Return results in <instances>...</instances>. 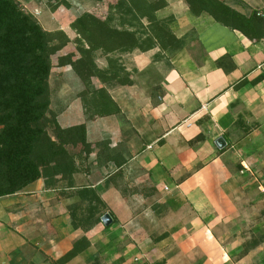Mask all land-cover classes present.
<instances>
[{
	"label": "crops",
	"instance_id": "obj_1",
	"mask_svg": "<svg viewBox=\"0 0 264 264\" xmlns=\"http://www.w3.org/2000/svg\"><path fill=\"white\" fill-rule=\"evenodd\" d=\"M165 1L157 18L175 39L115 54L127 84L94 77L83 94L71 66L54 67L76 81L82 117L72 123V104L56 109L51 81L50 108L62 128L85 124L89 152L72 180L54 174L0 198V264H55L83 237L89 247L64 264H264V37ZM224 1L264 19V0ZM108 56L97 51L99 68ZM83 187L105 208L76 229Z\"/></svg>",
	"mask_w": 264,
	"mask_h": 264
},
{
	"label": "trees",
	"instance_id": "obj_2",
	"mask_svg": "<svg viewBox=\"0 0 264 264\" xmlns=\"http://www.w3.org/2000/svg\"><path fill=\"white\" fill-rule=\"evenodd\" d=\"M186 1L195 14L208 12L250 40L264 37V19L256 12L244 15L224 0ZM115 2L106 18L82 13L72 23L79 44L74 51L59 55L70 42L63 31L45 30L17 0H0V198L18 193L38 179L48 186L50 175L61 174L72 180L78 171L76 159L89 152L85 124L62 128L50 108V73L54 67L71 66L85 85L84 94L94 77L107 81L119 78L121 84L128 83L125 74L121 76L125 68L118 65L115 54L145 52L175 39L168 23L157 18V12L167 5L165 0ZM99 50L109 53L106 68L96 63ZM102 103L104 107L107 101ZM75 197L78 201L71 209L74 227H92L100 220L105 203L88 187L80 188ZM87 247L85 237L77 240L55 264L70 261Z\"/></svg>",
	"mask_w": 264,
	"mask_h": 264
},
{
	"label": "rangeland",
	"instance_id": "obj_3",
	"mask_svg": "<svg viewBox=\"0 0 264 264\" xmlns=\"http://www.w3.org/2000/svg\"><path fill=\"white\" fill-rule=\"evenodd\" d=\"M22 8L32 14L41 26L47 31H63L70 39L68 48L60 51L59 55H64L67 51L72 50L71 44H79L77 40V32L72 27V23L85 12L96 14L106 18V12L109 6L116 4V0H108L103 3H97L95 0H17ZM168 9L163 12H167ZM108 14V13H107ZM117 18V17H116ZM114 25L118 24V19L113 22ZM74 47V46H73ZM56 55V56H59ZM56 57H52V61L56 63ZM55 69V68H53ZM50 73V81L52 86L53 103L56 109L62 110L68 104L74 105V116L71 117L77 123L82 117L80 102L76 100L73 95L72 87L75 86L76 81H68L66 77L56 78L58 71L53 70ZM55 72V74H54ZM77 79V77H75ZM79 82V79H78ZM77 82V83H78ZM57 97V98H56ZM56 99V100H55ZM80 111H79V110ZM72 113V112H71ZM65 123L64 120H61Z\"/></svg>",
	"mask_w": 264,
	"mask_h": 264
},
{
	"label": "water",
	"instance_id": "obj_4",
	"mask_svg": "<svg viewBox=\"0 0 264 264\" xmlns=\"http://www.w3.org/2000/svg\"><path fill=\"white\" fill-rule=\"evenodd\" d=\"M216 145L219 149H223L226 147V141L223 137H219L217 140H216ZM102 221L103 223L107 226V225H110L112 223V217L109 213H106L105 215H103L102 217Z\"/></svg>",
	"mask_w": 264,
	"mask_h": 264
}]
</instances>
